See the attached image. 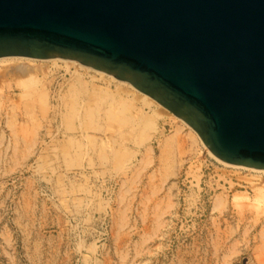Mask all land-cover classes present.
I'll list each match as a JSON object with an SVG mask.
<instances>
[{"label": "rangeland", "instance_id": "rangeland-1", "mask_svg": "<svg viewBox=\"0 0 264 264\" xmlns=\"http://www.w3.org/2000/svg\"><path fill=\"white\" fill-rule=\"evenodd\" d=\"M49 65L32 72L34 88L19 77L4 78L0 67V264H264V173L218 161L181 118L150 96L145 107L132 87L122 93L92 71ZM93 86L107 100L120 98L124 113L62 123L43 118L45 108L50 113L61 102L72 104L80 87L85 92L78 105L89 106ZM36 88L47 93L43 100ZM28 91L41 122L36 129L53 134L12 135L10 103L22 112Z\"/></svg>", "mask_w": 264, "mask_h": 264}, {"label": "water", "instance_id": "water-1", "mask_svg": "<svg viewBox=\"0 0 264 264\" xmlns=\"http://www.w3.org/2000/svg\"><path fill=\"white\" fill-rule=\"evenodd\" d=\"M133 84L224 163L264 169V0H0V57Z\"/></svg>", "mask_w": 264, "mask_h": 264}, {"label": "bare ground", "instance_id": "bare-ground-1", "mask_svg": "<svg viewBox=\"0 0 264 264\" xmlns=\"http://www.w3.org/2000/svg\"><path fill=\"white\" fill-rule=\"evenodd\" d=\"M0 60H1V62H6L4 65H1L0 67H1V70H2V75H3V77H4V75H10V78L12 77V76H15V78L16 77H19V79H17V80H19V82H20V80L21 79H24V80H27V81H25L23 84H25L26 86H24V87H32V86H35V85H33L34 84V79H32L33 77H32V75L34 74H32V72H34V71H38V70H41L42 71V69L43 68H45V67H47V64H50L51 66L52 65H57V63H59V62H61V64L62 65H64V66H71V65H74L75 63H73V62H76V63H80V64H76V65H74L75 67H78V69L80 68V69H82L83 71H92L93 72V74L94 75H91V76H93V78L94 77H99V78H102V79H106V81H108V82H115V84H117L118 86H120L119 87V90L122 92L123 90H126V88L127 87H132L133 89H132V91L131 92H133L132 93V95H133V98H135L136 100L138 99L139 101H140V103H142L144 106L146 105V104H150V103H152L151 102V99H149V96L147 95V94H145V93H143L142 91H140L139 89H137L133 84H131L130 82H128V81H125V80H121V79H119L118 77H116V76H114V75H112V74H109V73H106V72H104V71H102V70H99V69H96V68H94V67H92V66H90V65H87V64H83L82 63V61H80V60H76V59H69V58H66V57H57V56H54V57H47V58H36V57H27V56H2V57H0ZM40 61V62H42L43 64L41 65V64H38V63H35V61ZM49 65V66H50ZM49 68V67H48ZM44 71L46 70V69H43ZM41 71H38V72H41ZM43 71V73H47V72H44ZM77 71V70H76ZM50 72V71H49ZM36 73V72H35ZM42 73V74H43ZM39 74V73H38ZM73 74H75V73H73ZM44 76H47V75H45V74H43ZM50 75V74H49ZM79 75V74H78ZM6 76V77H7ZM36 76V75H35ZM34 76V77H35ZM42 76V75H41ZM43 76V77H44ZM90 76V77H91ZM37 77V76H36ZM2 78V77H1ZM0 78V79H1ZM5 78V77H4ZM31 78V79H30ZM91 79V78H90ZM2 80V79H1ZM5 80H8V78L7 79H5ZM9 80H13V79H9ZM16 80V81H17ZM41 80V79H40ZM95 80V79H94ZM99 80V79H98ZM14 81H15V79H14ZM33 81V82H32ZM42 81H44V80H42ZM76 81V80H75ZM75 81L73 82V83H75ZM105 81V80H104ZM105 81V82H106ZM2 82V81H1ZM18 82V84H15L16 85V87H18V85L20 84H22V83H19ZM8 83H9V81H8ZM15 83V82H14ZM17 83V82H16ZM36 83V82H35ZM102 83H103V81H102ZM2 84H5V83H2ZM41 84V83H40ZM105 84V83H104ZM106 84H108V83H106ZM128 86H127V85ZM1 85V84H0ZM6 85L7 86H9L7 83H6ZM5 85V86H6ZM39 85V84H38ZM2 86V85H1ZM41 86V85H40ZM67 86H68V84H67ZM73 86H76V85H73ZM96 86V85H95ZM95 86H93L92 87V90H91V92L90 93H93L94 94V96H93V98L91 99L92 100V103L88 106H86V107H82V106H80V105H78V102L80 101V98L81 99H83V97L81 96L82 94H83V92L82 91H84L85 92V90H83V88L82 87H80V89H81V94H80V92H77V90H76V92L77 93H75L74 95H76V96H74L73 95V97L72 98H74V100H73V102H72V104H70V105H66V103L64 102V103H60V104H57V105H55L56 107L53 109V110H50V113H49V108L47 109V108H45V110H43L44 111V116H43V118H46V117H48L49 119V122L50 123H52V121H59V122H65V121H68L69 119H72V118H75V119H77V120H79V121H84L83 120V118H95L98 114H99V116H103V117H110V118H112V117H114V116H117V114L116 113H118L119 115L121 114V113H124V111L126 110V106H125V104H122V102H119V101H121L120 100V98H119V101H114L113 100V98L111 99H109V100H107V97H106V92L105 91H101V89L100 88H98V87H95ZM103 86V85H102ZM102 86H100V87H102ZM107 86V85H106ZM118 86H117V88L116 89H118ZM12 87H14V86H12V85H10L9 87H6V88H12ZM47 87V86H46ZM108 87H110V86H108ZM32 88H34V87H32ZM43 88V87H42ZM70 88V87H69ZM73 88V87H72ZM75 88V87H74ZM112 88V87H111ZM13 89V88H12ZM21 89H23V87L21 88ZM25 89V88H24ZM24 89L22 90V92L24 91ZM40 89V88H39ZM59 89H61V88H59ZM59 89H57V91L59 90ZM90 89V88H89ZM104 89H105V87H104ZM107 89V88H106ZM114 89V88H113ZM128 89V88H127ZM6 90V89H5ZM26 90H28L27 88H26ZM112 90V89H111ZM53 91V90H52ZM66 91V90H65ZM88 91V90H87ZM127 91H129V90H127ZM5 92H7L8 93V91H5ZM25 92H27V91H25ZM24 92V93H25ZM60 92V91H59ZM73 92H75L74 90H73ZM114 92V91H113ZM119 92V91H118ZM36 93L37 94H39V96L42 98V100L46 97V95H47V93L46 92H44V90L43 91H40V90H38V88H36ZM122 93H124V92H122ZM1 94V96H0V98H1V101H0V103L1 104H3L4 105V102L2 101L3 100V97H2V92L0 93ZM8 94H10V92L8 93ZM33 94H34V92H32V91H28V94H27V98H25L24 97V95H23V97L25 98V100L23 99L22 101H23V111L21 112L20 111V109H19V105H15V103H10L11 105V107L13 108L12 110L9 108V110L10 111H13V112H11V116L10 117H8V118H10L7 122L9 123V121H10V123H11V126L9 125V128L10 127H16V122H17V120L18 119H20V118H22L23 119V123H22V125H20V123L22 122V121H18V123H19V127H16V129L15 128H10V129H12L13 130V136H15V137H24V136H27L28 135V133H29V135H31V134H34V135H39V136H42V135H47V134H51L52 133V131H45V132H39L38 131V129H36V128H38V125L41 123L40 122V119H39V121L36 119V115H35V108H34V101H33ZM53 94V93H52ZM106 94V95H105ZM114 94V93H113ZM127 94V93H126ZM129 94H130V91H129ZM21 95V94H20ZM19 95V96H20ZM51 95V94H50ZM52 96V95H51ZM56 96H57V93H56ZM114 96V95H113ZM112 96V97H113ZM18 97V96H17ZM17 97H16V100H18L17 99ZM23 97H21V99L23 98ZM58 97V96H57ZM110 97V96H109ZM120 97V96H119ZM7 98V97H6ZM11 98V97H10ZM48 98V97H47ZM123 98V97H122ZM132 98V97H131ZM150 98H152V97H150ZM13 99V98H12ZM124 99V98H123ZM153 99V103H154V98H152ZM68 100V99H67ZM105 100V101H104ZM116 100V99H115ZM136 100H133V101H136ZM25 101V102H24ZM60 101V100H59ZM124 101V100H123ZM126 101V100H125ZM124 101V102H125ZM127 101H128V99H127ZM126 101V102H127ZM132 101V102H133ZM69 103H70V101H68ZM81 104H82V102H80ZM134 103V102H133ZM0 104V105H1ZM6 104V103H5ZM19 104V103H18ZM141 104V105H142ZM2 105V106H3ZM21 105V104H20ZM128 105V104H127ZM131 105V104H130ZM129 105V106H130ZM156 105H158V104H156ZM8 106V105H7ZM52 106V105H51ZM85 106V105H84ZM150 106H152V105H150ZM145 107H147V106H145ZM157 107V106H156ZM3 108V107H2ZM5 108V110H6V108L7 107H4ZM3 108V109H4ZM16 108H18L19 109V112H16L17 110H16ZM41 108V110H42V108L43 107H40ZM40 108H39V111H40ZM131 108V107H130ZM2 109V110H3ZM44 109V108H43ZM149 109H150V107H149ZM155 109V108H154ZM154 109H152L151 108V110L153 111V112H155V110ZM158 109V108H157ZM164 109V108H163ZM163 109H159V110H163ZM1 110V111H2ZM5 110L3 111V112H5ZM128 110V109H127ZM164 111V110H163ZM7 112V111H6ZM156 112H158L157 110H156ZM160 113H161V111H159ZM168 112V111H167ZM8 113V116L10 115V113L9 112H7ZM7 113H5L6 114V117H7ZM12 113H13V115H12ZM42 113V112H41ZM160 113H157V114H159L160 115ZM162 113H165V112H162ZM161 113V114H162ZM4 114V113H3ZM133 114V113H132ZM157 114H155L156 116H157ZM167 114V113H166ZM41 115V114H40ZM154 115V116H155ZM14 119H13V118ZM136 117V116H135ZM0 118H1V116H0ZM5 118V117H4ZM135 119V118H134ZM148 119V118H147ZM3 120V119H2ZM150 120V119H149ZM4 121H5V119H4ZM182 121L183 122H185L183 119H182ZM144 122H145V120H144ZM8 123H7V125H8ZM9 123V124H10ZM81 123V122H80ZM83 123V122H82ZM87 123V122H86ZM85 123V124H86ZM137 123V122H136ZM186 123V122H185ZM4 124H6V122H4ZM33 125V127L35 128V129H28V128H30L29 127V125ZM129 124V123H128ZM148 124V123H147ZM150 124V123H149ZM187 124V123H186ZM44 125V124H43ZM74 125V124H73ZM78 125V124H77ZM188 125V124H187ZM54 126V125H53ZM79 126V125H78ZM77 126V127H78ZM82 126V125H81ZM129 126V125H128ZM139 126V125H138ZM137 126V127H138ZM189 126V129H190V131L193 133V135L194 136H197L198 137V139L202 142V140H201V138L199 137V135L196 133V131L190 126V125H188ZM72 127V126H71ZM114 127V126H113ZM6 128V127H5ZM73 128V127H72ZM79 128V127H78ZM87 128V127H86ZM128 128H130V127H128ZM132 128V127H131ZM7 129H8V127H7ZM47 129H48V127H47ZM46 129V130H47ZM52 129V128H51ZM75 129V128H74ZM114 129H115V127H114ZM55 130H57L56 128H55ZM79 130V129H78ZM177 130V129H176ZM1 131V130H0ZM11 131V130H10ZM10 131H9V133H10ZM29 131V132H28ZM75 131H77V130H75ZM75 131H73V132H75ZM125 131V130H124ZM140 131V130H139ZM2 132V131H1ZM0 132V133H1ZM12 132V131H11ZM56 132V131H55ZM82 132L84 133V132H86L85 130H82ZM177 132V131H176ZM64 133V132H63ZM81 133V132H80ZM126 133H127V131H126ZM53 134V133H52ZM113 134V133H112ZM125 134V133H124ZM131 134V133H130ZM5 135V134H4ZM10 135H11V133H10ZM11 135V136H12ZM132 135V134H131ZM192 135V136H193ZM44 136V137H45ZM97 136V135H96ZM112 136V135H111ZM127 136V135H126ZM125 136V137H126ZM14 137V138H15ZM28 137V136H27ZM33 137V136H32ZM98 137V136H97ZM124 137V138H125ZM131 137V136H130ZM174 137V136H173ZM13 138V137H12ZM13 138V139H14ZM41 138V137H40ZM56 138V137H55ZM101 138V137H100ZM136 138V137H135ZM169 138H172V137H169ZM27 139V138H26ZM50 139H51V137H50ZM86 139V138H85ZM94 139V138H93ZM176 139V138H175ZM29 140V139H28ZM84 140V139H83ZM18 141V140H17ZM25 141H27V140H25ZM85 141V140H84ZM130 141H132V139L130 138ZM165 141V140H164ZM171 141V140H170ZM174 141V140H173ZM63 142V141H62ZM161 142V141H160ZM166 142H168V141H165V143ZM31 143V142H30ZM37 143V142H36ZM84 143H86V142H84ZM108 143V142H107ZM162 143V142H161ZM164 143V142H163ZM173 143V142H172ZM203 143V142H202ZM68 144V143H67ZM67 144H65L66 145V149H67ZM113 144V143H112ZM204 144V143H203ZM25 145V144H24ZM31 145V144H30ZM87 145V144H86ZM108 145V144H107ZM132 145V144H131ZM171 145V144H170ZM17 146V145H16ZM35 146V145H34ZM84 146V145H83ZM162 146H163V144H162ZM165 146V145H164ZM8 147V146H7ZM7 147H5V149H7ZM12 147V146H11ZM22 147V146H21ZM30 147V146H29ZM29 147H27L26 149H25V151L29 148ZM109 147V146H108ZM167 147V146H166ZM168 147H170V146H168ZM23 148V147H22ZM18 149H21V148H19L18 147ZM24 149H22V150H24ZM32 149H33V147H32ZM63 149H65V148H63ZM82 149V148H81ZM90 149V148H89ZM31 150V149H30ZM50 150V149H49ZM84 150H87V148H85ZM122 150V149H121ZM165 150H166V148H165ZM12 151H14V152H18V153H20L19 151H17L16 149H15V146L14 147H12ZM28 151V150H27ZM26 151V152H27ZM90 151V150H89ZM13 152V153H14ZM25 152V153H26ZM108 152H110V151H108ZM131 152V151H130ZM166 152V151H165ZM165 152L163 151V153L165 154ZM15 154V153H14ZM128 154V153H127ZM211 154V153H210ZM83 155H85V153L83 154ZM169 155V154H168ZM104 157V156H103ZM164 157V156H163ZM165 157H166V155H165ZM125 158V157H124ZM215 158L218 160V161H220V162H222V163H224L223 161H221V160H219L216 156H215ZM82 160V159H81ZM83 162V161H82ZM81 162V163H82ZM108 162V161H107ZM225 165H229V166H231V167H238V168H243V169H248V170H251V171H254V172H262V173H264V169H260V168H252V167H246V166H243V165H231V164H227V163H224ZM105 165V164H104ZM82 166V165H81ZM137 168V167H136ZM112 170H114V169H112ZM137 171V170H136ZM135 171V172H136ZM139 171V170H138ZM135 174H137V173H135ZM133 176V175H132ZM64 180V179H63ZM65 182V181H64ZM122 196H123V194H122ZM123 198V197H122ZM221 202V200L220 199H218L217 201H216V204H219ZM154 218L152 219L153 221H154V223H156L157 224V216H156V214H154ZM217 225V224H216ZM220 225V224H219ZM218 227V226H217ZM217 227L215 228L214 227V229H215V231L217 232V230H219V229H217ZM263 229V228H262ZM263 231H264V229H263ZM263 233V232H262ZM220 235V234H219ZM261 236V235H260ZM235 250V249H234ZM233 250V251H234ZM140 251H138V253H139ZM232 253V252H231ZM137 255V254H136ZM122 257H125L126 256V254L125 255H121ZM112 264V263H111Z\"/></svg>", "mask_w": 264, "mask_h": 264}]
</instances>
